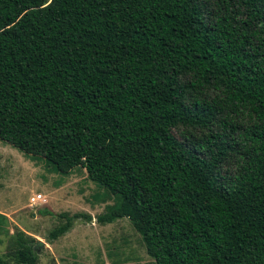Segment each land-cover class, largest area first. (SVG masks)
Segmentation results:
<instances>
[{"label": "trees", "instance_id": "1", "mask_svg": "<svg viewBox=\"0 0 264 264\" xmlns=\"http://www.w3.org/2000/svg\"><path fill=\"white\" fill-rule=\"evenodd\" d=\"M0 141L83 169L154 264H264V0H0Z\"/></svg>", "mask_w": 264, "mask_h": 264}, {"label": "rangeland", "instance_id": "2", "mask_svg": "<svg viewBox=\"0 0 264 264\" xmlns=\"http://www.w3.org/2000/svg\"><path fill=\"white\" fill-rule=\"evenodd\" d=\"M172 134L179 138L176 130ZM36 195L40 199L30 204ZM114 203L115 197L88 181L83 169L60 174L41 157L0 141V215L6 229L0 235V259L12 263L13 237L22 233L37 243L35 264H154L126 218L95 222ZM59 214H87L89 220H73L67 232L48 241V232L64 222Z\"/></svg>", "mask_w": 264, "mask_h": 264}, {"label": "built area", "instance_id": "3", "mask_svg": "<svg viewBox=\"0 0 264 264\" xmlns=\"http://www.w3.org/2000/svg\"><path fill=\"white\" fill-rule=\"evenodd\" d=\"M39 199H40V196H39V195L32 196V197L29 199V203H30V204H34V203H36Z\"/></svg>", "mask_w": 264, "mask_h": 264}]
</instances>
